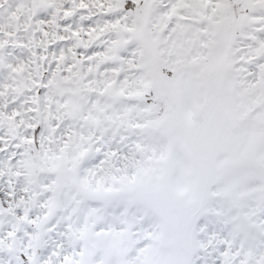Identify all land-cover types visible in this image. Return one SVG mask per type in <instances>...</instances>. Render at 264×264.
<instances>
[{"label": "snow or ice", "instance_id": "1", "mask_svg": "<svg viewBox=\"0 0 264 264\" xmlns=\"http://www.w3.org/2000/svg\"><path fill=\"white\" fill-rule=\"evenodd\" d=\"M0 264H264V0H0Z\"/></svg>", "mask_w": 264, "mask_h": 264}]
</instances>
